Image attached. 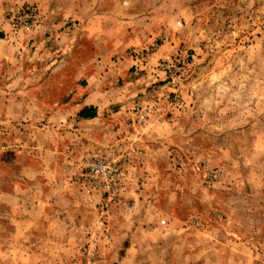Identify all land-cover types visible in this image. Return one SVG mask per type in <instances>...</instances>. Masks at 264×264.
Returning a JSON list of instances; mask_svg holds the SVG:
<instances>
[{
	"label": "rangeland",
	"instance_id": "374dc122",
	"mask_svg": "<svg viewBox=\"0 0 264 264\" xmlns=\"http://www.w3.org/2000/svg\"><path fill=\"white\" fill-rule=\"evenodd\" d=\"M0 264H264V0H0Z\"/></svg>",
	"mask_w": 264,
	"mask_h": 264
},
{
	"label": "crops",
	"instance_id": "0c3cea01",
	"mask_svg": "<svg viewBox=\"0 0 264 264\" xmlns=\"http://www.w3.org/2000/svg\"><path fill=\"white\" fill-rule=\"evenodd\" d=\"M108 71H105V69H100L98 71H88L84 77L87 80V83L84 85H78L76 86L77 90H83L82 93L79 95L74 96L76 99L74 102L75 104L72 105L73 110H75V113L84 108V107H94L96 109V116L92 118H81V121H88L90 119H97L100 108H105V106L109 103V93L112 91V89L107 88L105 84V76ZM102 77L103 79H99Z\"/></svg>",
	"mask_w": 264,
	"mask_h": 264
},
{
	"label": "trees",
	"instance_id": "16d2710c",
	"mask_svg": "<svg viewBox=\"0 0 264 264\" xmlns=\"http://www.w3.org/2000/svg\"><path fill=\"white\" fill-rule=\"evenodd\" d=\"M77 115L81 118H92L96 116V109L92 106L84 107L77 112Z\"/></svg>",
	"mask_w": 264,
	"mask_h": 264
},
{
	"label": "built area",
	"instance_id": "2783aa9c",
	"mask_svg": "<svg viewBox=\"0 0 264 264\" xmlns=\"http://www.w3.org/2000/svg\"><path fill=\"white\" fill-rule=\"evenodd\" d=\"M98 167H100V165H92V170H94L95 172H98L100 169H98Z\"/></svg>",
	"mask_w": 264,
	"mask_h": 264
}]
</instances>
